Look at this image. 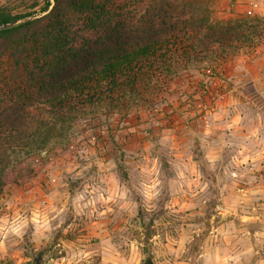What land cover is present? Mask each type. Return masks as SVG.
Listing matches in <instances>:
<instances>
[{
  "label": "rangeland",
  "instance_id": "374dc122",
  "mask_svg": "<svg viewBox=\"0 0 264 264\" xmlns=\"http://www.w3.org/2000/svg\"><path fill=\"white\" fill-rule=\"evenodd\" d=\"M195 1V5L187 9L195 10L198 17L208 15L222 22L245 21V40L221 46L216 44L200 53V58L192 57L188 61L173 63L168 58L163 69L156 68V72L163 71L165 76H158V72L154 76L148 75L123 96L76 108L71 119L57 123L54 129H48L55 118L47 112L43 115L47 116L48 125L39 128L40 110L37 106L32 107L25 134L9 142L0 159V217L10 222L28 201L46 198L54 187L51 177L69 163L82 164L81 153H87L89 159L114 161L117 168L111 171L120 183L130 187L138 178L136 166L145 155L151 159L161 147L156 142L165 135L169 140L164 150L174 154L173 158L186 156L190 142L199 145L197 137L205 128L212 129L211 136L205 138L208 143L218 142L223 136L234 145H246L245 152L237 155V159L255 155L264 147V6L260 5V0ZM13 4L21 6L18 0H13ZM205 7L207 11H202ZM237 63L249 70L242 81V94L239 89L235 93L232 91L236 77L233 81L228 79ZM3 76L0 73L2 81L5 80ZM236 116L239 121L232 128L225 127ZM253 129L256 130L254 137L250 135ZM193 133H196L195 137ZM234 154L235 148L222 152L214 172H209L200 163L201 155L193 157L203 180L210 181L205 193L191 198L197 203L195 209L169 216L163 207L168 202L165 199L152 214L145 213L140 207L136 216L129 217L127 211L118 210L110 202L108 206L113 210L103 216L93 213L91 217L73 218L69 215L51 241L32 243L26 238L15 245L6 244L5 252L0 253L3 257L0 264H31L38 251H42L44 264H53V261L60 264L62 259L65 264L69 261L71 264H144L145 258L153 264H163L166 258L172 264L171 254L160 255L167 253L162 245L168 243L166 236L178 239L180 230L187 231L189 224H202L203 228L199 236L192 233L193 240L185 245L187 251L177 258V264L179 261L203 264V260L197 258L203 251L204 241L213 230H230V224L238 233L247 231L249 243L254 252L259 253L250 258L249 264H257L264 258V248L256 243V234L264 232V157L255 161L258 170L247 171L252 168L251 160L232 165L229 171H236L238 175L231 177L224 169L229 167ZM240 172H244V176H240ZM89 174L99 183L100 177L108 173L93 165L85 179ZM105 186L101 184V187ZM76 187L73 184L68 191L71 193ZM183 202L185 200L180 198L179 203ZM8 204L13 206L8 207ZM229 206L235 208V214L229 211L222 216L217 211ZM102 210L103 205L98 204L97 212ZM193 211H202L203 215L191 220L180 219ZM243 216L249 219L242 220ZM157 220L160 223L153 227ZM69 224L74 226L65 233L63 228ZM157 234L159 245L152 241ZM261 239L264 241V237ZM133 240L136 242L134 248L130 243ZM80 251H88L91 255L75 260L74 256ZM212 264L218 262L213 260Z\"/></svg>",
  "mask_w": 264,
  "mask_h": 264
},
{
  "label": "trees",
  "instance_id": "16d2710c",
  "mask_svg": "<svg viewBox=\"0 0 264 264\" xmlns=\"http://www.w3.org/2000/svg\"><path fill=\"white\" fill-rule=\"evenodd\" d=\"M0 0V159L25 134L31 108L39 128L74 109L116 99L148 75L199 57L214 45L245 40V21L198 17L195 0ZM29 1V2H27ZM202 11H207L206 7ZM156 72V73H155ZM46 109V110H44Z\"/></svg>",
  "mask_w": 264,
  "mask_h": 264
},
{
  "label": "clouds",
  "instance_id": "9594fccd",
  "mask_svg": "<svg viewBox=\"0 0 264 264\" xmlns=\"http://www.w3.org/2000/svg\"><path fill=\"white\" fill-rule=\"evenodd\" d=\"M260 5L264 6V0H260ZM232 73L233 75L228 77L229 81H233V78L236 77L235 87H232V91L235 93L239 89L242 94L244 90L242 81L249 74V70L237 63L233 66ZM238 121L239 116H236L232 123L225 125V127L232 128ZM211 133V128H205L203 134L197 137L200 141L199 145L190 142L187 155L184 157L176 155L175 158L170 151L164 150L168 147L166 141L169 140V137L165 135L156 142L161 147L156 150L151 159L145 155L143 161L136 166L138 178L136 182L131 183L130 187L120 183L111 171L117 168L114 161L109 159L105 162L100 159H89L87 153L79 154L83 163H69L61 172L53 175L51 183L54 187L46 198L39 201L34 199L28 201L15 213L10 222L7 218L0 217V253L5 252L6 244L15 245L23 242L26 238L32 243L51 241L53 235L65 224L69 215L73 218L81 215L91 217L93 213L103 216L106 212H112V207L108 206L110 202L118 210L127 211L129 217L136 216L137 209L140 207L150 215L158 209L159 202L165 199L168 201L163 205L164 209H167L166 215L171 216L195 209L197 203H194L191 198L196 197L198 193H205L210 184V181L203 180L201 171L193 162V157L198 154L202 156L200 163L209 172H214L217 163L221 161V153L235 148L236 154L231 155V164L224 169L226 175L237 176L236 171H229L230 167L245 164L249 160L253 161V165L247 171H252L253 168L258 170L255 161L264 157V147H261L255 155H244L243 159H237V155L245 152L246 145L242 143L238 146L234 145L232 140L223 136L219 138L218 142L208 143L205 138L210 137ZM192 135L195 137L196 133ZM250 135L254 137L256 130L253 129ZM248 138L245 137V139ZM92 156H95V153H92ZM93 165L108 173L106 176L100 177L99 183L91 174L85 179V174ZM244 174V172L239 173L240 176H244ZM73 184H76L77 187L70 193L68 189ZM101 184L106 186L101 187ZM57 188L62 189V191H57ZM169 197L170 199H168ZM180 198H183L185 202L179 203ZM177 203H179L178 208L176 207ZM199 203H203V201ZM98 204L103 205V210L100 212H97ZM12 206V204H8V207ZM217 211H220L222 216L229 211L235 214L233 206L224 210L217 209ZM197 215L202 216L203 212L193 211L187 216L180 217V219L191 220ZM241 219L246 221L249 217L243 216ZM159 223L160 221L157 220L153 227ZM73 226V224H69L63 228V231L67 233ZM202 228V224L200 226L189 224L187 231L180 230L178 239L173 240L171 236H166L168 243L162 247L167 250V253L161 252L160 255L171 254L173 257L172 264H177V258L187 251L185 245L193 240L192 233L199 236ZM228 228L230 230L224 228L213 230L204 241L203 251L197 258L198 260H203V264H212L213 260L218 264H249L250 258L259 254L258 251L254 252L253 245L249 243L246 230L238 233L231 224ZM262 237H264V232L256 234V243L260 248H264ZM152 241L159 245V234L153 236ZM130 243L134 248L136 242L133 240ZM173 244L176 245L175 248L172 247ZM90 255L91 253L88 251H80L74 256V259L79 261ZM2 258L0 256V259ZM53 264L56 262L53 261ZM60 264H65L63 259ZM68 264H71V261ZM163 264H169V260L165 258ZM179 264H184V262L179 261ZM257 264H264V258L259 259Z\"/></svg>",
  "mask_w": 264,
  "mask_h": 264
},
{
  "label": "water",
  "instance_id": "95a60500",
  "mask_svg": "<svg viewBox=\"0 0 264 264\" xmlns=\"http://www.w3.org/2000/svg\"><path fill=\"white\" fill-rule=\"evenodd\" d=\"M26 19L27 18H25V19L23 18V19H18V20L12 21V22L0 23V28L8 26V25H12V24H16V23L22 22V21H24ZM31 264H44L42 251L36 252V254L32 258ZM144 264H153V262H152V260H150L148 258H145Z\"/></svg>",
  "mask_w": 264,
  "mask_h": 264
}]
</instances>
